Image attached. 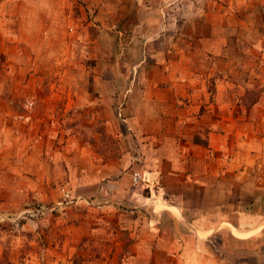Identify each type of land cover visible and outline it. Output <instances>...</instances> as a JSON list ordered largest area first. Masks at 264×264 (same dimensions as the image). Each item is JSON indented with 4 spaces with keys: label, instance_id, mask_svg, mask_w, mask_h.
I'll use <instances>...</instances> for the list:
<instances>
[{
    "label": "rangeland",
    "instance_id": "374dc122",
    "mask_svg": "<svg viewBox=\"0 0 264 264\" xmlns=\"http://www.w3.org/2000/svg\"><path fill=\"white\" fill-rule=\"evenodd\" d=\"M211 2L0 0V264H264V235L237 241L223 227L201 235L187 221L205 198L167 174L173 149L154 119L147 125L156 107L142 102L161 83L156 65L170 63L160 50L172 15L184 31L196 7L202 27ZM261 53L252 72L226 68L230 82L249 83L229 93L247 108L264 90ZM209 194L223 197L218 187ZM160 199H183L182 219L156 213Z\"/></svg>",
    "mask_w": 264,
    "mask_h": 264
},
{
    "label": "crops",
    "instance_id": "0c3cea01",
    "mask_svg": "<svg viewBox=\"0 0 264 264\" xmlns=\"http://www.w3.org/2000/svg\"><path fill=\"white\" fill-rule=\"evenodd\" d=\"M235 2L240 5L234 0H212L205 8L202 27L198 8L194 13L189 9L184 31L178 13L172 15V31L162 35L164 41L170 36V45L160 50L161 57L171 54L170 63L164 59L156 65L161 83L155 96L147 95L142 102L153 105L152 111L156 107L155 116L146 118L147 125L154 119L151 127L162 137L163 146L173 149L167 174L190 183L205 198L204 204L194 205L187 221L201 235L223 227L235 240L245 241L264 235V127L254 125L264 118V90L247 108L241 95L229 93L231 88L240 93L249 83L233 78L230 82L225 73L228 64L232 74L255 69L252 54L258 57L264 49V0ZM230 19H237L238 25ZM231 24L237 32L229 33ZM229 40L238 41L241 48L229 49ZM245 135H249L247 140L242 138ZM199 136L204 141L193 139ZM228 154L239 161L226 164ZM215 187L223 197L211 201L208 193ZM151 208L179 221L188 207L183 199L177 205L160 199Z\"/></svg>",
    "mask_w": 264,
    "mask_h": 264
},
{
    "label": "built area",
    "instance_id": "2783aa9c",
    "mask_svg": "<svg viewBox=\"0 0 264 264\" xmlns=\"http://www.w3.org/2000/svg\"><path fill=\"white\" fill-rule=\"evenodd\" d=\"M143 179V176L138 171H135L131 174V180L133 184H138Z\"/></svg>",
    "mask_w": 264,
    "mask_h": 264
}]
</instances>
